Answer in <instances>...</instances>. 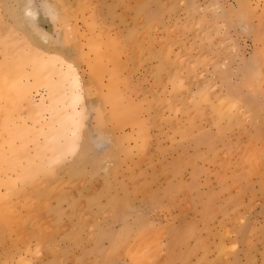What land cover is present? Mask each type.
I'll return each instance as SVG.
<instances>
[{
	"label": "rangeland",
	"instance_id": "rangeland-1",
	"mask_svg": "<svg viewBox=\"0 0 264 264\" xmlns=\"http://www.w3.org/2000/svg\"><path fill=\"white\" fill-rule=\"evenodd\" d=\"M107 1L0 0V264H264V0Z\"/></svg>",
	"mask_w": 264,
	"mask_h": 264
},
{
	"label": "bare ground",
	"instance_id": "bare-ground-1",
	"mask_svg": "<svg viewBox=\"0 0 264 264\" xmlns=\"http://www.w3.org/2000/svg\"><path fill=\"white\" fill-rule=\"evenodd\" d=\"M24 14H25V13H24ZM32 15H33V13H32L31 11H27V15H24V16H27V17H29V18H32ZM33 58H34V57H33ZM38 58H39V57H37L36 60H40V61H37V62H36L35 59H32V58H31L32 60H29L28 64H31V66H33V69H35V70L37 69V71L40 72L42 68L44 69V68L46 67L47 63L44 62V60H45L44 58H42V59H41V58L38 59ZM48 60H49V59H48ZM30 61H31V62H30ZM45 61H47V60H45ZM17 69H18V68H17ZM66 69H67V68H66ZM68 70H69V69H68ZM68 70H66L65 73H64V71L62 70V71H61L62 74L60 73L61 76L59 75V76L61 77V80H62V81H59L60 79L58 80V81H59V84H60V85H58V87L60 86L61 89H62L63 87L65 88L66 86L69 87L70 85H72V83H71L70 85L68 84V83H70V82L72 81L71 79H70V80L68 79V78L70 77L69 74L67 73ZM13 71H14V70H13ZM33 71H34V70H33ZM14 72H15V71H14ZM17 72H18V71H17ZM58 72H59V71H58ZM54 73H55V72H54ZM33 74H34L33 79H35V76H37L39 73H38V74H37V73H36V74L33 73ZM8 75H9V74H7V76H8ZM31 75H32V74H31ZM42 75H43V74H42ZM48 75H49V74H48ZM7 76H6V77H7ZM11 76H12V75H11ZM32 76H33V75H32ZM9 77H10V76H9ZM26 77H29V75L26 76ZM38 77H39V80H40V78L43 77V76H38ZM38 77H37V78H38ZM47 77H48V76H47ZM17 78H18V77H17ZM17 78H15V80H16ZM44 78H45V77H44ZM51 78H52V77H51ZM70 78H71V77H70ZM8 79H9V78H8ZM8 79H7V80H8ZM12 79H13V78H12ZM66 79H68L69 82L67 81L66 86H63V85H65V83H64L63 81L66 80ZM72 79H73V78H72ZM4 80H5V79H4ZM35 80H36V79H35ZM74 80H75V79H74ZM11 81H12V80H11ZM44 81H45V80H44ZM52 81H53V80H52ZM73 82H74V81H73ZM49 83H50V82H49ZM52 83H53V82H52ZM57 83H58V82H57ZM62 83H63V84H62ZM74 83H76V81H75ZM4 84H5V83H4ZM11 84H12V83H11ZM46 84H47V83H46ZM54 84H55V83H54ZM76 84H77V83H76ZM5 85H6V84H5ZM9 85H10V83H9ZM68 85H69V86H68ZM48 86H49V85H48ZM76 86H77V85H76ZM3 87H4V86H3ZM15 87H17V86H15ZM50 87H51V86H49V88H50ZM58 87H57V88H58ZM67 87H66V89L63 88V90H68ZM70 87H71L72 90H73V86H70ZM7 89H8V88L5 87V90H7ZM5 90H4V91H5ZM15 90H17V92H18V89L15 88ZM57 90H59V89H57ZM63 90H62V91H63ZM72 90H69V91L71 92ZM9 91L11 92V89H9ZM69 91H66V92L69 93ZM73 91H74V90H73ZM5 92H6V91H5ZM12 92H13V91H12ZM60 92H61V90H60ZM60 92H59V93H60ZM63 92H64V91H63ZM63 92H61V93H63ZM6 93H7V92H6ZM13 93H14V92H13ZM13 93H12V94H13ZM15 93H16V92H15ZM20 93H21V92H20ZM68 93H67V94H68ZM2 94H3V92H2ZM18 94H19V93H18ZM64 94H65V93H64ZM15 95H16V94H15ZM52 95H53V94H52ZM54 95H55V94H54ZM78 95H79V94H78ZM78 95H77L76 93H69V95H67V96H66V95H61V94H59L58 99H60L61 96H65V97H62V99L67 98V100H64V101H63V100L61 99V100H59V101H60L61 104H62L61 101H63V102L67 101V103L65 104V107H66L67 109H68V108L71 109V108H74V106L76 105V103L78 104V102H77V100H78ZM1 96L4 97V95H1ZM1 96H0V97H1ZM8 96H9V95H8ZM8 96H7V98H9ZM53 97H54V96H53ZM5 98H6V97H5ZM10 98H12V97H10ZM79 98H80V97H79ZM58 99H57V100H58ZM3 100H4V99H2V102H3ZM13 100H14V99H13ZM13 103H14V102H13ZM58 103H59V102H58ZM58 103H57V104H58ZM57 104H56V105H57ZM56 105H55V106H56ZM49 106H50V105H49ZM55 106H54V107H55ZM63 106H64V105H63ZM60 107H61V106H60ZM41 108H42V107H41ZM66 108H65V110H66ZM54 110H56V109H54ZM59 111H60V109L57 110V112H59ZM35 112H36V111H35ZM50 112H51V111H50ZM54 112H55V111H54ZM69 112H70V110H69ZM71 112H72V111H71ZM65 113H66V112H65ZM65 113H64V115H65V116H64V117H65L64 120L61 119L60 121H62V123L59 122V125H60V126H58V128H59L58 134L66 135V136H67V138L69 139V140H68L69 142H68V146H67V147H68V149H69L70 151H72V150L75 149V146H76L75 141H76V137H77V131H78L77 126H78V125H77V120H76V119L74 120V118H73L74 116H71L72 114H68V113L65 114ZM77 113H78V112H77ZM1 114H2V113H1ZM33 114H34V113H33ZM56 114H57V113H56ZM60 114H61V112H60ZM74 115H75V114H74ZM75 117H76V116H75ZM78 118H79V117H78ZM59 119H60V118H59ZM53 121H54V119H53ZM63 121H65V122H63ZM66 121H67V122H70V123H72V122L74 123V124L72 123L73 125H72V124H69V126L72 125V128H69L68 125H67V126L65 125V124H68ZM45 127H46V126H45ZM70 127H71V126H70ZM56 128H57V127H56ZM41 132H43V131H41ZM58 137H59V135H58ZM56 139H57V138H56ZM60 139H61V138H60ZM43 141H44V140H43ZM62 142H63V140H61V143H62ZM41 144H42V143H41ZM51 144H52V143H51ZM54 144H56V143H54ZM61 145H62V144H61ZM49 146L52 147L53 145L51 146V145L49 144ZM54 146H55V145H54ZM56 146H57V145H56ZM58 146H59V143H58ZM59 148H60V147H58L57 150H55V151L60 152L59 150H60L61 148H60V149H59ZM54 149H55V148H53L52 151H53ZM58 149H59V150H58ZM55 153H56V152H55ZM59 156H60V155H59ZM44 159H45V158H44ZM55 160H56V159H55ZM10 164H11V163H10ZM8 165H9V164H7V166H8ZM36 165H37V164H36ZM45 167H46V166H45ZM7 170H8V168H7ZM10 184H11V183H10ZM7 186H8V185H7ZM4 188H5V187H4ZM4 190H5V189H4Z\"/></svg>",
	"mask_w": 264,
	"mask_h": 264
},
{
	"label": "crops",
	"instance_id": "crops-1",
	"mask_svg": "<svg viewBox=\"0 0 264 264\" xmlns=\"http://www.w3.org/2000/svg\"><path fill=\"white\" fill-rule=\"evenodd\" d=\"M107 2H108L107 0H102L103 4L101 5V7H108V8L112 7V6H106L105 4ZM186 3L190 5L191 3H193V1L192 0H188ZM220 83H222V85L219 84L218 87L220 86L221 88H224V89H241V88L244 87L243 85L245 83L248 84L247 81L246 82L223 81V82H220ZM227 93L231 94V92H227ZM240 93H242V92H240ZM215 135L216 134L214 132H208L206 134H203V135H201L199 137L198 142H201L202 140L208 139L210 137H215ZM206 147L207 146L202 148V146H198L195 151H199L201 153H204L206 151H214V149L210 150V149H206ZM109 149L110 148H109L108 144L90 146L89 150L87 151L88 155H84L83 157L78 159V161H76V165L73 168H76L78 171L79 170L87 171L88 169H91V168H95L96 169V168L103 167L105 164H107V159H105V157H106V153H109ZM181 151L189 153V150L186 147H182ZM177 152L178 151H175V153H177ZM83 153H86V150L83 151ZM89 154H91V156H89ZM90 162H93L95 164L90 165ZM74 163H75V161H72L71 165H74ZM166 163H168V159H166L165 161H161L159 164H157V166H160V165L167 166ZM81 171H79V172H81Z\"/></svg>",
	"mask_w": 264,
	"mask_h": 264
}]
</instances>
